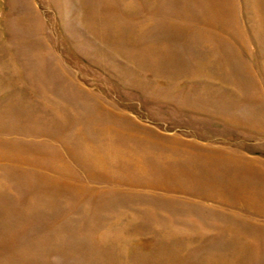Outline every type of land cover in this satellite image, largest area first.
Wrapping results in <instances>:
<instances>
[{
  "label": "rangeland",
  "instance_id": "obj_1",
  "mask_svg": "<svg viewBox=\"0 0 264 264\" xmlns=\"http://www.w3.org/2000/svg\"><path fill=\"white\" fill-rule=\"evenodd\" d=\"M0 264H264V0H0Z\"/></svg>",
  "mask_w": 264,
  "mask_h": 264
},
{
  "label": "bare ground",
  "instance_id": "obj_2",
  "mask_svg": "<svg viewBox=\"0 0 264 264\" xmlns=\"http://www.w3.org/2000/svg\"><path fill=\"white\" fill-rule=\"evenodd\" d=\"M154 170V169H153ZM130 171V170H129ZM133 172H130V174H132ZM129 175V174H128ZM134 181H137V178L135 177L134 179H133V182Z\"/></svg>",
  "mask_w": 264,
  "mask_h": 264
}]
</instances>
